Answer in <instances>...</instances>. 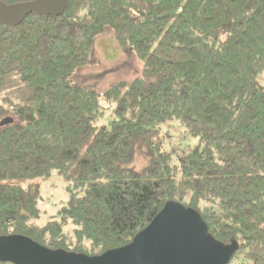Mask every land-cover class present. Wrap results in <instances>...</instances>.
Instances as JSON below:
<instances>
[{
	"label": "trees",
	"instance_id": "16d2710c",
	"mask_svg": "<svg viewBox=\"0 0 264 264\" xmlns=\"http://www.w3.org/2000/svg\"><path fill=\"white\" fill-rule=\"evenodd\" d=\"M105 35L140 67L100 86L119 68L103 66ZM262 71L264 0H66L0 20V237L100 254L174 200L236 243L227 264H264ZM172 119L198 143L167 148ZM52 173L69 184L42 219L36 180Z\"/></svg>",
	"mask_w": 264,
	"mask_h": 264
},
{
	"label": "water",
	"instance_id": "95a60500",
	"mask_svg": "<svg viewBox=\"0 0 264 264\" xmlns=\"http://www.w3.org/2000/svg\"><path fill=\"white\" fill-rule=\"evenodd\" d=\"M65 3L0 1V20L16 23L29 12L57 14ZM9 121L10 117H3L0 125ZM236 248L235 242L214 238L196 209L169 200L128 243L100 254L48 248L29 236L13 233L0 237V260L13 264H227Z\"/></svg>",
	"mask_w": 264,
	"mask_h": 264
},
{
	"label": "rangeland",
	"instance_id": "374dc122",
	"mask_svg": "<svg viewBox=\"0 0 264 264\" xmlns=\"http://www.w3.org/2000/svg\"><path fill=\"white\" fill-rule=\"evenodd\" d=\"M99 55L103 62L104 67L119 66L117 70H113L105 75L100 83V86H106L112 81L119 78H130L140 67L139 61L134 57L127 58L123 55L120 58L121 52L119 51L116 41L112 35L101 36L97 41ZM101 69L99 67L89 68L86 71L98 72ZM260 83L264 84V71L258 75ZM108 111L105 110L101 119L95 122V125H101L107 122ZM168 126L162 124V128L168 133L166 137L167 148L176 147L178 149L195 145L198 143L196 136L189 135L182 123L178 119H172L168 123ZM134 160V165L139 167L145 163L143 155L138 152ZM36 181L40 184V199L39 206L45 210L42 212L41 218L45 219L47 214L51 212L57 205L59 199L65 198L66 186L69 182L62 175L58 173H52L46 178H38Z\"/></svg>",
	"mask_w": 264,
	"mask_h": 264
}]
</instances>
